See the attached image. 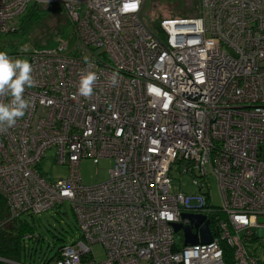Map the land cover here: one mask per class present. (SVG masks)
Wrapping results in <instances>:
<instances>
[{
    "label": "built area",
    "instance_id": "built-area-1",
    "mask_svg": "<svg viewBox=\"0 0 264 264\" xmlns=\"http://www.w3.org/2000/svg\"><path fill=\"white\" fill-rule=\"evenodd\" d=\"M145 2L0 0V35L16 31L34 3L60 6L75 38L67 52L59 39L56 49L9 54L27 55L37 86L25 91L31 100L25 116L0 133L8 219L32 223L69 202L79 237L57 248L53 264H225L223 243L233 264H258L264 260V0H198L195 16L154 25L141 16ZM85 55L99 76L90 98L78 95ZM47 156L67 174L45 177L39 165ZM85 159H111L108 177L84 182ZM173 172L189 176L194 191L173 188ZM183 214L208 220L209 243L183 244L173 224L199 236ZM22 238L35 242L39 233ZM94 244L103 247V259Z\"/></svg>",
    "mask_w": 264,
    "mask_h": 264
},
{
    "label": "rangeland",
    "instance_id": "rangeland-1",
    "mask_svg": "<svg viewBox=\"0 0 264 264\" xmlns=\"http://www.w3.org/2000/svg\"><path fill=\"white\" fill-rule=\"evenodd\" d=\"M198 0H146L141 16L148 25H154L164 17H189L197 14ZM55 6V7H54ZM39 23L32 26L22 38H15L12 34L0 35L1 51L7 53L15 51H30L34 48L56 49L58 41H66L68 46L62 52L71 50L75 44V38L71 34V25L69 24L62 8L57 5L40 6ZM19 28V27H18ZM11 41L12 44L6 45ZM39 44L41 46H37ZM21 58H28L22 54ZM48 155H52L49 151ZM113 161L111 159H102L98 164L85 159L80 163V173L86 183H96L108 177V170L111 168ZM39 168L48 179L56 178L67 174V167L59 165L50 156L44 158ZM172 187H181L186 192H193L194 187L191 184L189 176H181L173 172ZM211 200L215 205L219 204L218 193L214 182L211 183ZM31 222L35 225L39 233L37 241H26L24 243L23 255L20 258L22 264H42L47 261L53 264L55 252L63 243H69L79 237V231L76 227L74 215L71 211L69 202L58 206L56 209L48 210L40 215L32 217ZM176 238L180 242V236ZM260 258L264 259V238H260ZM91 249L97 259L105 257L104 249L99 244H94ZM2 264H14L7 260H2Z\"/></svg>",
    "mask_w": 264,
    "mask_h": 264
},
{
    "label": "clouds",
    "instance_id": "clouds-1",
    "mask_svg": "<svg viewBox=\"0 0 264 264\" xmlns=\"http://www.w3.org/2000/svg\"><path fill=\"white\" fill-rule=\"evenodd\" d=\"M88 69L82 70L78 82V95L90 98L99 76L91 71L93 67L89 57H83ZM33 67L27 58L10 56L0 51V133L14 127L17 120L23 118L31 107V100L25 98V91L37 86L32 75ZM118 73L109 77L111 85L118 84ZM5 98H8L7 101Z\"/></svg>",
    "mask_w": 264,
    "mask_h": 264
},
{
    "label": "trees",
    "instance_id": "trees-1",
    "mask_svg": "<svg viewBox=\"0 0 264 264\" xmlns=\"http://www.w3.org/2000/svg\"><path fill=\"white\" fill-rule=\"evenodd\" d=\"M40 6L39 4H31L20 17L19 28L10 33L12 36L14 35V38H12L13 40L15 38H23L28 29L39 23ZM9 44H12L10 40L6 42V45ZM37 46L41 45L36 44V47ZM8 216L5 198L0 194V258L20 263L21 256H24V242L22 237L25 232L35 229V225L30 223L29 219H25L24 221L19 219L9 220ZM222 247L225 264H233L232 249L225 243L222 244ZM0 264H2L1 261ZM258 264H264V260L260 261Z\"/></svg>",
    "mask_w": 264,
    "mask_h": 264
},
{
    "label": "water",
    "instance_id": "water-1",
    "mask_svg": "<svg viewBox=\"0 0 264 264\" xmlns=\"http://www.w3.org/2000/svg\"><path fill=\"white\" fill-rule=\"evenodd\" d=\"M182 216L188 217L191 220L193 227L197 228L199 231L198 236V234L192 232V228L189 225L182 226L180 224H173L175 231L182 230L184 245H194L197 243L205 244L211 241L212 235L209 228V222L208 220H205L203 215L183 214Z\"/></svg>",
    "mask_w": 264,
    "mask_h": 264
}]
</instances>
